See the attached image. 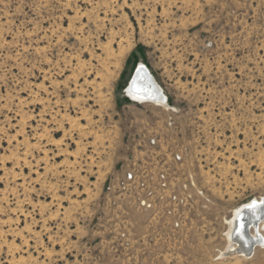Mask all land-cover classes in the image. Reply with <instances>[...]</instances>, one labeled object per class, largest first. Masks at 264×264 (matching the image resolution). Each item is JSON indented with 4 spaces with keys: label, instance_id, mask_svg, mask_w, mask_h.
Segmentation results:
<instances>
[{
    "label": "rangeland",
    "instance_id": "obj_1",
    "mask_svg": "<svg viewBox=\"0 0 264 264\" xmlns=\"http://www.w3.org/2000/svg\"><path fill=\"white\" fill-rule=\"evenodd\" d=\"M139 64L167 106L125 96ZM147 125L208 201L169 235L127 209L121 245L103 187ZM261 197L264 0H0V264H264L222 256Z\"/></svg>",
    "mask_w": 264,
    "mask_h": 264
},
{
    "label": "built area",
    "instance_id": "obj_2",
    "mask_svg": "<svg viewBox=\"0 0 264 264\" xmlns=\"http://www.w3.org/2000/svg\"><path fill=\"white\" fill-rule=\"evenodd\" d=\"M167 110L176 113L173 108ZM165 124L173 130V116ZM173 134H159L147 125L138 140L143 149L135 147L122 171L110 177L103 187L106 203L116 211L113 232L121 245L128 241L131 224L126 218L127 209L148 216L151 226L169 235L188 226L198 202L208 201L185 167L184 149L172 145Z\"/></svg>",
    "mask_w": 264,
    "mask_h": 264
},
{
    "label": "bare ground",
    "instance_id": "obj_3",
    "mask_svg": "<svg viewBox=\"0 0 264 264\" xmlns=\"http://www.w3.org/2000/svg\"><path fill=\"white\" fill-rule=\"evenodd\" d=\"M138 69V77L140 78L139 80V85L141 87H149L148 83L149 78L150 81H154L156 86L155 87H150V89L153 92L152 97H147L145 96L144 98H139L131 88H128V85L125 87L126 91L124 92L125 96L132 101L133 103H138L140 105L146 104V103H152L156 107H165L167 106V98L162 90V88L158 85L156 82L155 78L152 76L150 71L143 66V64H139L137 66ZM135 69V70H136ZM98 70V69H97ZM96 69L91 68L90 71L87 73L89 75H97L96 74ZM145 73L148 75H145ZM108 83V82H106ZM124 89V90H125ZM162 95L161 97L159 95ZM256 201H261L264 200V197H261L259 199H253ZM250 200L247 203H245L242 206H239L238 208L233 210L232 216L230 220L227 222L228 224V230L226 233L227 236V241L228 245L225 249V251L222 253V256L224 257H234V256H242V257H248L249 253L251 251H254V249L258 246H263L264 245V236L261 234L264 232V205H261L257 209H255V214H253L252 210L246 209L244 206L246 204L251 203ZM242 209L243 210V215L244 219L242 223L244 224V228L242 230L241 237H238L236 235V229L238 228L239 223L241 221H238L236 218L237 210ZM251 256V255H250Z\"/></svg>",
    "mask_w": 264,
    "mask_h": 264
},
{
    "label": "snow or ice",
    "instance_id": "obj_4",
    "mask_svg": "<svg viewBox=\"0 0 264 264\" xmlns=\"http://www.w3.org/2000/svg\"><path fill=\"white\" fill-rule=\"evenodd\" d=\"M139 80H140V78L137 77L136 82H134L133 85H132L131 90L133 91V93H135L141 99L144 98L145 96L152 97L153 96V92L150 89V87H141L139 85ZM261 205H264V200H261L259 202L256 201V200H253V201H251V203L246 204L244 207L246 209L252 210L253 214H255V209H257ZM236 218H237L238 221H241V223H239V225H238V228L235 230L236 231V235L238 237H241V239H242L241 233H242V230L244 228V224L242 223V221L244 219V215H243V210L242 209H238L237 210Z\"/></svg>",
    "mask_w": 264,
    "mask_h": 264
},
{
    "label": "water",
    "instance_id": "obj_5",
    "mask_svg": "<svg viewBox=\"0 0 264 264\" xmlns=\"http://www.w3.org/2000/svg\"><path fill=\"white\" fill-rule=\"evenodd\" d=\"M138 69H136L134 72H133V74H132V76H131V78H130V80H129V82H128V88L130 87V88H132V85H133V83L134 82H136V80H137V77H138V71H137ZM145 75H147L146 73H145ZM147 77H148V75H147ZM149 82L150 83H148V85H149V87H155L156 86V84H155V82L153 81H150V78H149ZM157 87V86H156ZM126 91V89L124 90V92ZM160 97L162 96L161 94L159 95Z\"/></svg>",
    "mask_w": 264,
    "mask_h": 264
}]
</instances>
